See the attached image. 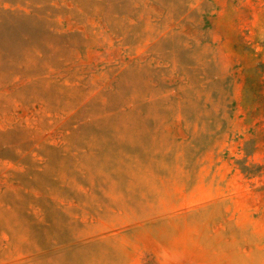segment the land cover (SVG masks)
Segmentation results:
<instances>
[{"label": "rangeland", "instance_id": "rangeland-1", "mask_svg": "<svg viewBox=\"0 0 264 264\" xmlns=\"http://www.w3.org/2000/svg\"><path fill=\"white\" fill-rule=\"evenodd\" d=\"M0 264H264V0H0Z\"/></svg>", "mask_w": 264, "mask_h": 264}]
</instances>
